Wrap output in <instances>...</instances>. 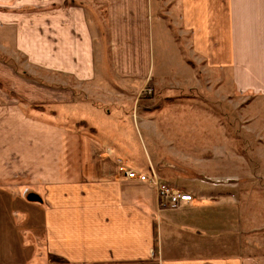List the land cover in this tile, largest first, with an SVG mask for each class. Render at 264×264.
Instances as JSON below:
<instances>
[{
	"label": "crops",
	"instance_id": "0c3cea01",
	"mask_svg": "<svg viewBox=\"0 0 264 264\" xmlns=\"http://www.w3.org/2000/svg\"><path fill=\"white\" fill-rule=\"evenodd\" d=\"M0 49L27 57L0 62V264H250L217 255L215 207L164 208L125 172L164 180L143 135L171 115L136 108L147 87L203 65L264 103V0H0Z\"/></svg>",
	"mask_w": 264,
	"mask_h": 264
},
{
	"label": "rangeland",
	"instance_id": "374dc122",
	"mask_svg": "<svg viewBox=\"0 0 264 264\" xmlns=\"http://www.w3.org/2000/svg\"><path fill=\"white\" fill-rule=\"evenodd\" d=\"M159 41L156 35V53ZM165 55L176 70L179 60ZM26 59L0 49V62L16 67L17 73ZM200 66L190 86L163 88L157 94L145 92L149 87L143 91L138 110H167L171 115L169 127L160 117L161 129L144 134L143 144L150 161L163 162L158 172L164 180L192 195L194 205L215 207L217 255H243L250 264H264V103L256 105L255 98L238 93L229 75L219 73L220 79L213 81ZM0 93L11 94L1 84ZM173 112L184 116L183 127H177Z\"/></svg>",
	"mask_w": 264,
	"mask_h": 264
},
{
	"label": "built area",
	"instance_id": "2783aa9c",
	"mask_svg": "<svg viewBox=\"0 0 264 264\" xmlns=\"http://www.w3.org/2000/svg\"><path fill=\"white\" fill-rule=\"evenodd\" d=\"M151 91V89H148L145 92L151 94ZM125 176L128 179L138 180L154 186L160 198V204L164 208L175 211L180 209L184 204L194 202L192 195L175 189V186L159 177L158 173L154 170L149 175L129 170L125 172Z\"/></svg>",
	"mask_w": 264,
	"mask_h": 264
},
{
	"label": "trees",
	"instance_id": "16d2710c",
	"mask_svg": "<svg viewBox=\"0 0 264 264\" xmlns=\"http://www.w3.org/2000/svg\"><path fill=\"white\" fill-rule=\"evenodd\" d=\"M173 100V98H171V99H168V101H172ZM158 108V107H157ZM161 172V171H160Z\"/></svg>",
	"mask_w": 264,
	"mask_h": 264
}]
</instances>
